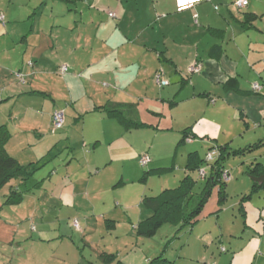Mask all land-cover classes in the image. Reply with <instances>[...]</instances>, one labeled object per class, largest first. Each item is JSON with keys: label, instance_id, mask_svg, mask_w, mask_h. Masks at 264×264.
<instances>
[{"label": "crops", "instance_id": "crops-1", "mask_svg": "<svg viewBox=\"0 0 264 264\" xmlns=\"http://www.w3.org/2000/svg\"><path fill=\"white\" fill-rule=\"evenodd\" d=\"M62 1L68 0H0V124L10 135L7 153L22 165L45 163L58 147L66 151L65 160L58 163H68L48 178L52 186L42 187V181L33 186L42 189V196L48 192L49 201L71 209V215L72 209L75 214L81 211L84 231L93 217L97 224L110 219L115 227L126 223L135 228L149 214L141 200L147 188L155 193L147 185L153 175L146 177L147 187L131 199L125 196L128 202L115 194L116 189L136 180L140 187L144 171L151 168H169L161 177L179 181L187 173L189 152L203 158L219 145L226 146L230 156L234 149L257 144L238 156L246 175L253 162L264 165V0H249L242 10L234 8L235 0H73L75 10L55 9ZM47 5L46 27L41 25L40 9ZM87 7L89 18L84 22ZM77 22L91 27V34L75 33ZM79 40L82 45H75ZM49 49L56 53L51 69L41 59ZM28 60L34 62L31 68L24 67ZM195 62L200 69L190 73ZM63 63L68 69L62 75L58 68ZM14 71L24 72L25 83ZM156 71H162L167 85L158 86ZM35 83L43 88H35ZM255 83L259 89H253ZM107 102L120 104L131 123L95 109ZM54 110L63 111L64 123L53 133ZM136 123L143 126L135 127ZM185 129L186 139L178 144ZM144 130L158 140L134 134ZM142 154L149 157L145 168L139 163ZM233 175V182L241 181L236 171ZM12 183L23 189L19 181ZM242 183L238 192L243 194L246 227L257 222L259 233L242 244L232 242L235 251L212 264H264V187L247 196L253 182ZM23 190L21 203L35 204L30 214H38L32 190ZM3 199L0 231H19L23 225L15 227L4 214L21 203L1 205ZM20 213L14 222L29 216L24 210ZM45 231L44 226L39 229L41 234ZM211 235L207 230L196 239L206 244ZM6 236L8 242L14 238L12 233ZM186 255L189 260L206 257Z\"/></svg>", "mask_w": 264, "mask_h": 264}, {"label": "rangeland", "instance_id": "rangeland-1", "mask_svg": "<svg viewBox=\"0 0 264 264\" xmlns=\"http://www.w3.org/2000/svg\"><path fill=\"white\" fill-rule=\"evenodd\" d=\"M56 4L55 9L58 6L61 9L70 8L71 11L76 9L73 0L62 1ZM88 9V7L85 9L87 16L84 17V22H87L86 19L89 18L90 10ZM40 10V16L41 12L44 11V15L41 16L43 20L41 25L47 27L46 19L50 14V8L49 6H43ZM72 19L79 21L78 17L77 19L72 17ZM80 23L77 22V27H73L75 28V33L85 31V34H91V27ZM92 41L95 42L94 39ZM81 43L82 40H79L75 45L80 46L82 45ZM12 46H15V44ZM61 54H64V50H62ZM55 55L56 53L51 52L50 49L43 52L41 59L43 58L46 61L48 69H51V62L55 60ZM17 60L18 58L15 61ZM25 66L29 67L27 62H25ZM16 73L17 71L13 72L15 76ZM34 87L43 88L42 84L38 83H35ZM0 116L2 117L1 114ZM134 134L143 140L154 137L153 132L148 136V131L145 130L135 131ZM154 138L158 140V138ZM59 148L51 152L53 156L51 160L46 162L49 158H45V163L40 165L41 167L35 171L34 175L24 181V183H21L25 191L29 192L32 190L38 202L37 205H39L34 211L39 213L34 216L30 214L36 205L30 203L28 200L20 202L19 206L21 207L19 209H16V207H8L6 209L8 211L4 215L9 217L11 223L14 226L23 225V228L19 231H16L14 227L12 229L3 228V232L0 231V237L5 238L0 240V264H146L148 259L158 255H162L175 264H212L220 256H229V254L231 255L235 251V248L232 247V242L234 244L236 242L242 244L247 237L250 238L252 235L255 236L259 233L260 228L257 222L250 221V226L246 227L247 225L244 221L240 204L243 194L238 191L243 187V179L249 183L253 182V180L244 173L246 166L240 162L241 157L238 155H230L221 159L223 170L228 172V179L225 181L226 195L220 201L217 186L212 189L210 196L200 211V221L193 225L195 226L194 234H192L193 230H191L193 226L182 227L180 224L165 223L156 230L153 236L141 237L137 235L136 229L132 224H120L109 230L111 228H108L104 221H98L97 224V220L94 217L91 219L88 229L84 231L85 224L82 222L81 211L75 214L76 209H72L74 214L71 215V209L67 210L66 207H62L60 204L57 205L52 199L49 201V198H47L48 192L42 196V189H35V186H33L38 181H42V187L48 189V187L52 186L53 182L51 180L50 185L48 181L49 176H53L57 170H63V165L68 163V161L66 163L64 161L63 163H58L61 159L65 160L66 157V151L64 153L59 152ZM75 165L73 164V166ZM119 169H122V166H119ZM235 171L241 181L233 182L236 181L233 175ZM190 173L197 181L196 191H198L203 183V179L199 177L200 175L198 176L197 171ZM176 179L174 181L166 176L153 175L148 180L147 185L148 187H153L155 193H150L147 188L145 194L148 196L155 195L162 190L161 187L163 189L175 187L178 184V180L176 182ZM230 182L232 183L230 184ZM137 184L136 180L121 185L120 190L116 189L115 194L122 195V198L128 202L125 198L126 195L130 196L129 198L131 199L132 196L137 194L139 188L141 189L144 185L147 187L145 182H140V187ZM5 190L7 188L0 192L2 199L4 197L3 194L7 193ZM132 208L134 209L135 207ZM96 209L98 210V207ZM20 210H24L29 216L21 221L17 220L14 222L20 216ZM134 211H137V209H134ZM77 219H80V225L77 222L76 226L74 220ZM260 222V226L264 225V222ZM43 226L46 229L45 234L39 232V229ZM35 227H37V230H34ZM207 230L212 234L211 241H208L209 243L206 244L200 243L196 238L200 237L199 235ZM10 233H12L14 238L8 242L6 234ZM188 240L190 241V247L186 245ZM224 248L226 249L225 251L221 250ZM186 250V254L188 255H197L198 253L202 255L205 253V260H201L200 258L187 259V255L183 253ZM258 257L257 254L256 260L259 259Z\"/></svg>", "mask_w": 264, "mask_h": 264}, {"label": "trees", "instance_id": "trees-1", "mask_svg": "<svg viewBox=\"0 0 264 264\" xmlns=\"http://www.w3.org/2000/svg\"><path fill=\"white\" fill-rule=\"evenodd\" d=\"M249 2V1H248ZM234 5V2H233ZM248 5V4H247ZM236 10H242L237 9ZM112 17V16H111ZM32 61H29L27 65ZM66 64V63H63ZM29 65V67H31ZM62 65V64H61ZM58 68V73H60ZM68 67V66H67ZM68 69V68H67ZM157 72V71H156ZM66 73V72H65ZM63 73V74H65ZM19 81L25 83L24 74L17 72ZM120 104L116 102H107L104 105L97 106L95 109L103 110L108 117H113L120 120L122 123L129 125L131 120L128 119L125 114V110L119 107ZM53 114V113H52ZM52 122V121H51ZM64 123V113L63 122L60 127L54 128L52 123V132L54 133L57 129L61 128ZM131 125V124H130ZM135 127L143 126V123L134 124ZM186 129L183 130V136L178 144L184 142L186 139ZM10 135L7 131V127L4 124H0V191L5 187L7 188V193L1 205L13 206L20 203L23 200L24 190L19 189L18 185L12 183L16 180L17 182L24 183L33 176L35 171L39 167L38 162H31L26 165L20 164L14 157L9 155L5 149V144L8 141ZM188 137V136H187ZM189 139V138H188ZM257 144H252L247 146L245 149H234L233 155H241L245 150H250L256 148ZM216 154L207 160L206 154L202 158L197 154L196 151L188 153L187 156V173L178 181V184L172 188L162 189L158 194L155 195H144L141 200V205L146 209L149 214L138 221L135 225V229L138 236L141 237H151L155 234L156 230L165 223L180 224L183 226H193L199 219L200 211L205 203V201L210 196V193L214 187L217 186L218 193L220 195L219 200L221 201L225 194V180L223 179V165L221 159H224L229 155V151L226 146H215ZM147 157V163L142 165L140 163L141 157ZM149 162V157L147 154H142L139 157V163L141 166L145 167ZM205 169L204 177L199 176V169ZM169 168H151L144 171L141 181L144 182L148 175H163L168 172ZM192 171H197L198 176L203 179V183L198 191H196L197 181L192 177ZM247 175L258 176L264 173V165L260 162H253L246 169ZM8 186V187H7ZM264 187V183L258 184L253 181L252 189L247 196H250L252 191ZM77 222V220H74ZM105 225L109 230L115 228V221L110 219H104ZM225 251L226 249H221ZM146 264H175L167 260L162 255H158L151 259H148Z\"/></svg>", "mask_w": 264, "mask_h": 264}, {"label": "built area", "instance_id": "built-area-1", "mask_svg": "<svg viewBox=\"0 0 264 264\" xmlns=\"http://www.w3.org/2000/svg\"><path fill=\"white\" fill-rule=\"evenodd\" d=\"M248 1L249 0H235L234 1V6L237 8V9H241V8H244L247 6L248 4ZM109 16H112L114 17L115 14L114 13H109ZM29 65H31V63H29ZM67 64H62L59 71L60 73L63 75V73H65L67 71ZM200 69V64L195 62L192 64V66L189 68V72L192 73V72H198ZM162 71H157L155 74H154V79L156 81V83L158 84V86L162 87L164 85H167L168 84V81L166 79H164L162 77ZM253 89H259V86L258 84H253ZM63 122V111L61 110H54L53 114H52V123H53V127L54 128H58L61 126ZM189 140V139H188ZM216 149H211L207 152L206 154V158L207 160H210L215 154H216ZM140 163L142 165L146 164L147 163V157L146 156H143L141 157L140 159ZM205 169L201 168L199 169V175L202 177L205 175ZM223 179L226 181L228 179V172H223ZM74 224L77 226V222L75 221Z\"/></svg>", "mask_w": 264, "mask_h": 264}, {"label": "water", "instance_id": "water-1", "mask_svg": "<svg viewBox=\"0 0 264 264\" xmlns=\"http://www.w3.org/2000/svg\"><path fill=\"white\" fill-rule=\"evenodd\" d=\"M250 178H251L254 182L258 183V184H262V183H264V174H261V175H258V176H250Z\"/></svg>", "mask_w": 264, "mask_h": 264}]
</instances>
